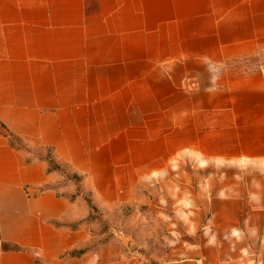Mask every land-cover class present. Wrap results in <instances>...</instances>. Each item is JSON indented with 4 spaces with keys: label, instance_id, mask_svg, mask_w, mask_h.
I'll return each instance as SVG.
<instances>
[{
    "label": "crops",
    "instance_id": "1",
    "mask_svg": "<svg viewBox=\"0 0 264 264\" xmlns=\"http://www.w3.org/2000/svg\"><path fill=\"white\" fill-rule=\"evenodd\" d=\"M13 138L107 203L173 188L169 264H264V0H0V264H63L77 205Z\"/></svg>",
    "mask_w": 264,
    "mask_h": 264
},
{
    "label": "rangeland",
    "instance_id": "2",
    "mask_svg": "<svg viewBox=\"0 0 264 264\" xmlns=\"http://www.w3.org/2000/svg\"><path fill=\"white\" fill-rule=\"evenodd\" d=\"M12 141L28 154L29 160L44 159L51 171L58 172L61 179L47 187L58 189L77 205V218L60 224L69 229H83L88 235V244L65 252L63 264L171 263L166 244V237L172 233L169 224L181 220L180 215L166 214L167 208L181 201L176 200L173 188L167 195L164 184L151 187L142 184L141 197L119 204L107 203L95 196L84 175L57 160L50 148L37 149L17 138Z\"/></svg>",
    "mask_w": 264,
    "mask_h": 264
}]
</instances>
